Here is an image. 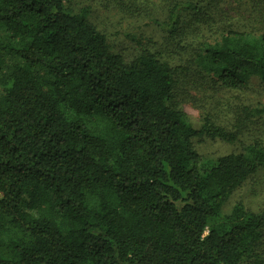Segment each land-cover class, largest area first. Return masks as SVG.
<instances>
[{
	"label": "trees",
	"instance_id": "1",
	"mask_svg": "<svg viewBox=\"0 0 264 264\" xmlns=\"http://www.w3.org/2000/svg\"><path fill=\"white\" fill-rule=\"evenodd\" d=\"M75 4L0 0V264H262L263 210L238 203L210 221L264 169V144L203 165L195 139L237 133L208 116L188 124L184 68L133 32L126 60L119 33ZM200 6L179 0L157 25L174 35ZM195 62L227 89L264 84V32L223 31Z\"/></svg>",
	"mask_w": 264,
	"mask_h": 264
},
{
	"label": "rangeland",
	"instance_id": "2",
	"mask_svg": "<svg viewBox=\"0 0 264 264\" xmlns=\"http://www.w3.org/2000/svg\"><path fill=\"white\" fill-rule=\"evenodd\" d=\"M179 0H76V10L89 9L95 26L111 36L117 51L130 60L137 52L132 41L124 37L135 33L145 44L171 66L184 70L175 74V102L185 121L199 127L208 116L215 124L237 133L234 143L203 136L194 140L203 165L217 157L240 152L259 140L264 144V84L253 78L240 89H227L200 71L195 54L200 43L226 30L264 32V0H200L197 13L186 14L176 34L168 35L157 22L166 19L170 8ZM114 39V40H113ZM111 41V42H112ZM4 93L0 86V95ZM242 203L247 209L264 211V169H258L246 179L222 205L219 217L230 214ZM264 264V237L257 248ZM244 264H252L247 259Z\"/></svg>",
	"mask_w": 264,
	"mask_h": 264
}]
</instances>
